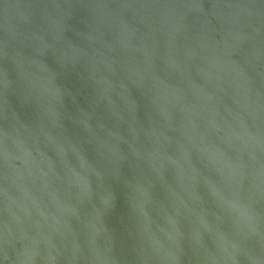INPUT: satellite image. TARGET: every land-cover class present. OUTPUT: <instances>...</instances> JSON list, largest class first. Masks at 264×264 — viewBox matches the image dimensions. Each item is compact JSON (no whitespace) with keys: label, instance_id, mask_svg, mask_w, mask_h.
<instances>
[{"label":"water","instance_id":"water-1","mask_svg":"<svg viewBox=\"0 0 264 264\" xmlns=\"http://www.w3.org/2000/svg\"><path fill=\"white\" fill-rule=\"evenodd\" d=\"M0 264H264V0H0Z\"/></svg>","mask_w":264,"mask_h":264}]
</instances>
